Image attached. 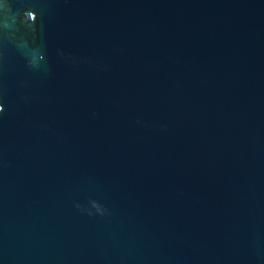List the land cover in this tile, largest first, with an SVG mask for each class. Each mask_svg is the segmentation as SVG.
<instances>
[{
    "label": "water",
    "instance_id": "95a60500",
    "mask_svg": "<svg viewBox=\"0 0 264 264\" xmlns=\"http://www.w3.org/2000/svg\"><path fill=\"white\" fill-rule=\"evenodd\" d=\"M0 264H264V0H0Z\"/></svg>",
    "mask_w": 264,
    "mask_h": 264
}]
</instances>
